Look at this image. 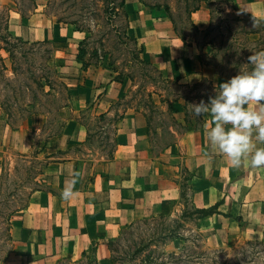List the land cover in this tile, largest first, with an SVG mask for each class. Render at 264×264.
<instances>
[{"label": "crops", "instance_id": "0c3cea01", "mask_svg": "<svg viewBox=\"0 0 264 264\" xmlns=\"http://www.w3.org/2000/svg\"><path fill=\"white\" fill-rule=\"evenodd\" d=\"M235 2L242 13L264 21V0ZM125 8L128 36L142 46L141 58L158 69L163 78L190 86L207 80L215 88L228 80L202 61L193 38L188 37L186 42L180 38L163 9H152L142 0H125ZM9 12L12 37L29 43L58 41L60 22L51 21L50 25L47 14L36 9L30 16H22L16 7ZM191 19L197 29L205 30L210 23L209 10L202 4ZM65 25L64 29L70 30L68 36L71 32L77 39H67L55 50L62 54L58 71L70 95L69 105L61 111L64 125L43 148L46 164L37 179L43 187L31 192L25 207L10 217L12 244L3 264L75 263L90 249L97 264H113L111 243L125 228L142 219L174 214L180 189L172 177L180 166L192 174L194 205L215 208L216 212L200 225L201 232L209 228L207 240L211 246L224 245L222 239L228 236L264 241V166L252 168L245 161L233 168L222 153H213L207 136V115L201 128L185 132L154 158L146 117L141 110L129 109L116 126L114 157L108 162L102 159L99 165L89 158L86 149L90 131L82 115L90 108L95 119V115L107 113L125 96L127 80H114L106 61L83 69L77 54L86 35L71 24ZM251 106L257 111L264 107ZM45 118L35 112L22 127L15 128L0 105V173L5 155L32 154L29 132H39ZM254 142L264 147L255 137ZM69 187L72 195L65 199L62 193Z\"/></svg>", "mask_w": 264, "mask_h": 264}, {"label": "rangeland", "instance_id": "374dc122", "mask_svg": "<svg viewBox=\"0 0 264 264\" xmlns=\"http://www.w3.org/2000/svg\"><path fill=\"white\" fill-rule=\"evenodd\" d=\"M142 1L146 5L167 2L173 7L176 18L180 12L182 18L184 16L183 0L179 2H177L178 0ZM34 6H36L35 8L39 13L47 14L50 25L51 21L57 24L56 22H58L59 17L67 15H75L74 17L77 19L80 17L85 19L81 23L83 28L90 30L91 33L95 30V35L90 36L88 52L90 54V50L97 47L99 53H102L100 49L101 44H99V41L103 39L101 35L102 33L106 34V31L109 29L110 31L112 30L111 24L113 22L109 24L105 23L106 19L104 17L106 18V15L103 13V4L101 2L97 3L95 0H0V26H3L1 16H3L2 13L5 10L9 11L16 7L18 13L21 14L20 10L22 9L27 16H30L36 10L33 9ZM118 23L120 26H117L122 27L123 21L120 20ZM65 24L69 23L60 22L59 28L61 29V33L58 34V41L54 44L51 41V45H15L14 53L19 70L15 77L11 72V61L7 52L2 49L0 50V56L4 57L9 69L6 78L0 75V99L5 102L11 112L10 120L13 126L15 128L22 127L24 121L35 112L41 113L46 117L45 125L39 132H29L33 141L31 155L24 157L7 154L2 159V170L0 173V201L2 203L0 204V216L11 209H19L25 206L32 189L43 187L37 180L46 164V159L42 158L43 144L49 135L52 136L62 130L64 121L60 117H62V108L66 106H61L67 100L62 94L61 86L55 87L56 95L53 97L43 96L36 89L29 90L30 80L27 79V74L33 73L36 75L40 73V67L45 63V58L49 54L53 55L56 65L61 63L62 54H56L55 50L61 48L62 43L67 42V39H77L76 36H71V32L70 36H68L70 30L67 32L64 29L67 27ZM213 25L214 29L210 35L199 37V41L205 44L203 47H200L203 62L214 66L218 71L220 67H223L229 79L239 72L248 71L251 68L248 64L249 56L264 51V21L254 20L238 13L233 14L224 6L222 12L215 13ZM187 33L189 32L187 31ZM209 41L211 44H207ZM103 44H105L107 50L112 54L114 60L113 66L116 73L121 72L128 75V77L124 78V81L127 80V90L124 96L126 103L130 100L131 105H138L140 100L145 99L147 92L146 88L142 86V71L137 70L135 63L131 61L130 52L113 40V33H111L110 39L106 40ZM71 48L74 49V46H71ZM49 49L55 52L53 53ZM104 61L110 67L108 57H102L99 65L103 64ZM149 73L158 78L157 72L149 70ZM8 77H11V80ZM160 79H157L158 84H160ZM183 85L187 86L186 89L184 88L183 93L188 98V101L179 100V103L173 109L176 113L175 117L177 116L176 119L180 122H182L181 119L187 114L189 120L185 125L187 128L195 124V119L199 120L198 117L193 115L189 105L196 104L203 99L212 98L218 91L207 80H202L192 86ZM123 106L119 108L121 109ZM164 109L165 105L160 107V110L163 111ZM112 111L110 110L109 113H112ZM152 115L151 140L153 148L150 154L157 156L160 152L158 144L163 143L162 140L166 136L164 132L168 125L167 117H164L165 115L156 113ZM82 117L84 122L88 124L90 131V140L88 141L86 152L89 158L93 159L96 165H99L102 160L101 155L108 152L114 143V126L108 119L102 121L95 119L93 108L88 109ZM174 171L176 172V176L173 175L172 178L180 184L179 189L181 188L185 192V199L182 200L179 196L178 200H181V202L176 206L174 212V214H180L184 209V203L188 202L187 175L181 166ZM161 220L145 221V219H142L125 228L119 239L111 243L113 264H161L160 257L162 253L182 252L185 247L184 242L157 238L160 227H164V222L162 220L161 223ZM4 222L5 220L0 217V264L4 263L11 250V244L7 237V226ZM207 230L209 228L201 232L204 236L201 249L199 250L193 244H190L186 250L190 258L185 259L184 263L179 264H264V241H253L251 239L228 236L222 239L224 245L211 246L207 240ZM185 234L189 235L187 232ZM250 241H253L255 244H248ZM60 264H69V262L61 261ZM81 264L91 263L83 260ZM163 264L176 263L168 261Z\"/></svg>", "mask_w": 264, "mask_h": 264}, {"label": "trees", "instance_id": "16d2710c", "mask_svg": "<svg viewBox=\"0 0 264 264\" xmlns=\"http://www.w3.org/2000/svg\"><path fill=\"white\" fill-rule=\"evenodd\" d=\"M95 1L97 3L101 2L103 4V13H105L106 15V18L104 17V19H106L105 23L109 24L110 22H113L111 24L112 32L109 29L108 31H106V34L102 33L101 35L103 36L102 37L103 39L99 41V44H101L100 45L101 46L100 49L102 51L101 54L99 53L97 47L92 48L90 50L91 51L90 54L88 52L90 36L95 35V30H93L91 33L90 30L83 28L81 23L84 22L85 19H82L81 17L77 19L76 17H74L75 15H71V16L67 15L58 18V22H65L72 24L77 31H81L86 34L85 38L79 44L78 54H77L78 63H80L83 69H87L89 66L99 65L100 59L102 57H108L110 67L114 72V80H116L117 82H123L124 78L128 77V75L121 72L116 73V70L113 66L114 60L112 58V54L110 51L107 50L105 44H103L106 40L110 39V35L111 33H113V40H115L116 43H119L124 47V49L130 52L132 57L131 61L135 63L137 70L142 71L141 73V78L143 81L142 86L145 87L147 91L145 99L140 100V102H138V105L136 106L131 105L130 100L128 103H126L125 97H122L121 99H119L118 101L114 102L111 105L110 110H113L112 113H109L110 112L109 110L107 113L95 115V117H97V119L100 121L108 119L109 122H111L112 125L114 126V132H113L114 143L112 145V148L108 152L102 154L101 157L105 162L110 161L114 157V151L116 148V143H115L116 126L119 120L123 118L124 114L129 109L141 110L144 116L146 117L147 134L150 144V153L152 152V148H153V143L151 140V130H152L151 127L153 120L152 114L156 113V114L165 115L164 117H167L168 127L165 129L164 132V135L166 134V136L162 140L163 143L158 144L160 146V152L157 156H159L160 153H162L166 148H168V146H170L173 143H176L179 140V138H181L182 135H184L185 132L189 130H197L201 128L204 122V117H198L199 120L195 119L194 121L195 124L194 125L192 124V126L187 128L185 127V125L189 122L187 114H185L183 121L184 123L176 119L175 112L173 111L172 106L175 102H178L179 100H183L184 102L188 101V98L183 93V90H185L187 86L177 81H170L168 79L163 78L161 72L158 69H156L151 64H149L148 62L144 61L141 58V53L143 50L142 46H140L137 41L130 38L127 34L129 18L125 8V0H95ZM179 1L180 0H178L177 2ZM183 3H184L183 18L181 12L178 14L176 18V16L174 15L173 7H171V5L168 4L167 2L153 3L152 5L149 6L152 9H157V10L163 9L166 12L167 16L169 17V19L172 21L174 25V29L176 33L180 36V38L184 42H186L188 37L193 38L194 42L199 48L205 45L203 42L201 43V41H199V37L208 36L211 34V32L214 29L213 21L215 19V13L222 12L224 6H226L233 14L238 13L240 15H244L247 16L248 18L254 19L253 17L242 13L238 9L235 0H183ZM202 4L205 5V7L209 10L210 23L208 28L200 31L193 24L191 16L192 13L197 11L202 6ZM35 7L36 6H34L33 8L34 10L36 9ZM20 12L22 16H27L22 9L20 10ZM2 14L3 16H1V19L3 21V26L2 27L0 26V50L2 49L5 52H7L8 57L11 61V72L12 75L15 77L19 72L16 55L14 53L16 44H22V45L28 44L29 46H36V45H51V43L46 41L38 42V43H29L21 39L12 37L8 30L9 11L5 10ZM120 20L123 21L122 27L117 26L119 25L118 21ZM187 31L189 33H187ZM207 44H211V42L209 41ZM49 51L53 52L52 49H49ZM201 58L202 61H204L203 57ZM44 62L45 63L42 65V67H40V71H41L40 73L36 75L33 73L27 74V79L30 80V85H29L30 88L28 89L29 90L36 89L37 91L39 90L40 94H42L43 96L53 97L54 95H56L55 87L61 86L62 94L64 95V98L67 100L65 101L64 105H62L61 107L67 106L70 99L67 84L65 83L60 72L58 71V65H56L53 55L49 54L45 58ZM223 69H224L223 67H220L219 72L229 79V76L227 75V73H225ZM149 70H153L154 72H157L158 78L155 75L149 73ZM8 72L9 69L7 64L5 63L4 57L0 56V75L6 78ZM8 78L9 80H11V77ZM157 79H160V84L157 83ZM215 90L219 91V88H216ZM203 100L205 102H208L209 98ZM0 105L3 107L8 117L10 118L11 112L9 108H7L5 102L2 101L1 99H0ZM122 105L124 106L120 109L119 107H121ZM163 105H165V109L162 111L160 110V107ZM184 110H185V106H184ZM10 125L14 127L13 124L11 123V120H10ZM59 133L60 132H56L54 135H57ZM50 137L51 135H49L46 138L44 142V146L46 145L47 140ZM157 156L152 155V157L154 158ZM182 170L187 175L186 182H187V190L189 192V196H188V202L184 203V209L181 211V213L180 214L175 213L173 216L159 215V216L150 217L148 220L145 219V221H154L161 219L163 220L164 227L162 228L160 227L159 230L160 232H158L157 235L158 239L167 238L169 240H180L185 243V247L180 253H170V252L162 253L160 257L161 264L168 261H172L173 263L176 264L184 263L185 259L190 258V255H187L186 252L187 247L190 244H193L195 248L200 250L204 238V236L200 231L201 222L205 217L216 212L214 207L209 209H200L194 205L192 201L193 191L190 185L192 174L183 166H182ZM175 182L178 185V187H180V184L177 181ZM39 189L40 187L34 188L32 189L31 192ZM180 199L182 200L185 199V192L181 188H180ZM180 202L181 200L180 201L178 200L177 205L180 204ZM1 203L2 202L0 201V204ZM24 207L25 206L19 209H11L7 213L2 215L3 217L0 216L3 220H5L4 223L7 226L6 227L7 237L10 244H12L10 238V217L14 212L21 210ZM186 232L189 233L188 236L185 234ZM122 234L123 231L121 232L120 236ZM248 244H255V243L253 241H250L248 242ZM92 253H93V249L84 252L83 259L80 260L79 262L72 263L67 260H62V261H67L69 262V264H81L83 260H86L89 261L91 264H97V261L93 257Z\"/></svg>", "mask_w": 264, "mask_h": 264}, {"label": "clouds", "instance_id": "9594fccd", "mask_svg": "<svg viewBox=\"0 0 264 264\" xmlns=\"http://www.w3.org/2000/svg\"><path fill=\"white\" fill-rule=\"evenodd\" d=\"M248 64V71L221 83L208 102L189 105L195 117H210L206 127L212 152L222 153L233 168L245 161L252 168L264 166V147H257L254 142L255 137L264 144V107L257 111L251 106L264 105V51L249 56ZM62 195L68 199L71 187Z\"/></svg>", "mask_w": 264, "mask_h": 264}]
</instances>
